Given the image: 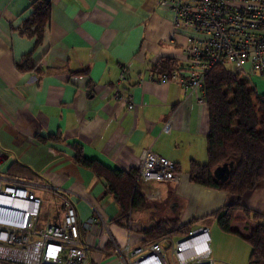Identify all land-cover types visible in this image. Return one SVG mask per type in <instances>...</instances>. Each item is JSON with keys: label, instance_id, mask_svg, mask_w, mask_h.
Wrapping results in <instances>:
<instances>
[{"label": "crops", "instance_id": "crops-1", "mask_svg": "<svg viewBox=\"0 0 264 264\" xmlns=\"http://www.w3.org/2000/svg\"><path fill=\"white\" fill-rule=\"evenodd\" d=\"M33 1L0 0V171L27 168L39 181L63 189L80 220L100 218L81 231L89 244L88 264H115L114 243L143 244L141 231L167 217L207 228L211 264H247L249 243L221 230L212 215L238 196L189 179L191 160L207 159L206 100L198 101V90L184 95L176 82L160 81V72L152 69L162 59L176 61V67L186 63L183 35L170 40L171 5L162 0H50L37 43L23 30ZM26 57L33 67L20 69ZM249 80L264 94V72L251 71ZM116 87L132 98L131 108L115 98ZM167 119L172 121L168 132L162 129ZM73 144L88 158L126 170L137 167L142 149L151 148L174 161L179 178L141 182L147 204L130 210L120 224L107 181L74 159ZM38 190L39 224L60 221L59 195ZM240 198L264 210V179ZM236 224L247 232L255 223Z\"/></svg>", "mask_w": 264, "mask_h": 264}, {"label": "built area", "instance_id": "built-area-1", "mask_svg": "<svg viewBox=\"0 0 264 264\" xmlns=\"http://www.w3.org/2000/svg\"><path fill=\"white\" fill-rule=\"evenodd\" d=\"M173 11L170 40L183 35L182 52L186 63L161 71L162 82L173 80L184 95L198 90V101H205L204 81L218 63L229 64L249 78L251 71L264 72V0H162ZM125 78L124 70L120 80ZM115 98L134 104L116 87ZM172 121L162 129L168 132ZM0 151V164L2 159ZM171 159L151 148L142 149L138 159L136 184L144 181L178 180ZM50 190L61 199L62 217L58 222L39 224L41 199L35 190ZM0 264H88L89 244L81 235L100 221L97 215L84 220L77 216L74 202L61 188L46 182L10 176L0 171ZM20 217H22L20 219ZM168 242L176 259L173 264H211L209 235L204 226L193 227L176 239L159 238L147 244L114 243L115 264H168L163 243Z\"/></svg>", "mask_w": 264, "mask_h": 264}, {"label": "trees", "instance_id": "trees-1", "mask_svg": "<svg viewBox=\"0 0 264 264\" xmlns=\"http://www.w3.org/2000/svg\"><path fill=\"white\" fill-rule=\"evenodd\" d=\"M49 11L50 0H34L31 15L23 25V30L33 34L37 43L41 41ZM18 66L26 70L32 68L33 63L26 57ZM175 67L176 61L162 59L152 69L161 72ZM204 88L209 121L207 159L205 162L191 160L189 179L238 196L236 201L222 205L212 215L221 230L237 234L249 243L251 250L247 264H264V210L251 208L240 198L264 179V94H258L242 72L224 63L215 64L208 71ZM49 137L57 139V136ZM73 148L74 159L78 163L91 168L107 181V191L113 194L119 205L115 218L117 222L124 224L130 210L146 206V196L140 185L136 184L137 167L128 170L112 168L88 158L78 144H73ZM227 160L234 161L233 168L226 181L218 180L213 170ZM175 170H179L177 166ZM6 173L39 181L32 171L24 167L10 166ZM248 217L261 220L247 232L241 231L236 222ZM193 221L179 223L178 218H162L141 231L140 243L147 244L165 236L184 235L191 229Z\"/></svg>", "mask_w": 264, "mask_h": 264}, {"label": "water", "instance_id": "water-1", "mask_svg": "<svg viewBox=\"0 0 264 264\" xmlns=\"http://www.w3.org/2000/svg\"><path fill=\"white\" fill-rule=\"evenodd\" d=\"M233 165H234L233 160H227V161H224L221 164L217 165L213 170V174H214L215 178H217L218 180H221V181H226L230 172H231V169L233 168ZM0 215L6 216V213L0 209ZM21 218L22 217H20V219ZM163 245L166 247V246H168V243L165 242V243H163Z\"/></svg>", "mask_w": 264, "mask_h": 264}, {"label": "rangeland", "instance_id": "rangeland-1", "mask_svg": "<svg viewBox=\"0 0 264 264\" xmlns=\"http://www.w3.org/2000/svg\"><path fill=\"white\" fill-rule=\"evenodd\" d=\"M36 191L38 192L39 190L36 189ZM41 211H43V209H41ZM41 219H43V218L41 217ZM259 220H261V219H259ZM259 220L258 219H254L253 217H250L249 219H246V221L251 222V223L252 222L256 223ZM163 252H164V256H165V259H166L168 264H173V262L176 261L174 255L172 253V247L171 246H168V247L164 248Z\"/></svg>", "mask_w": 264, "mask_h": 264}, {"label": "bare ground", "instance_id": "bare-ground-1", "mask_svg": "<svg viewBox=\"0 0 264 264\" xmlns=\"http://www.w3.org/2000/svg\"><path fill=\"white\" fill-rule=\"evenodd\" d=\"M0 205L5 207V206L7 205V201H5V200H0Z\"/></svg>", "mask_w": 264, "mask_h": 264}]
</instances>
